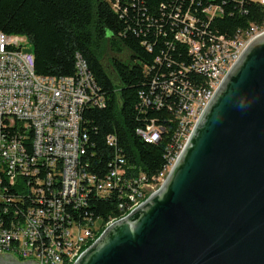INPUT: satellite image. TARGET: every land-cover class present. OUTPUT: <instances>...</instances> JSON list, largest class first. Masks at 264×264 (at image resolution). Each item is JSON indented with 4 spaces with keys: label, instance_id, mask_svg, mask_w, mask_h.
I'll list each match as a JSON object with an SVG mask.
<instances>
[{
    "label": "built area",
    "instance_id": "1",
    "mask_svg": "<svg viewBox=\"0 0 264 264\" xmlns=\"http://www.w3.org/2000/svg\"><path fill=\"white\" fill-rule=\"evenodd\" d=\"M254 1L264 5V0ZM205 13L213 19L222 9L210 7ZM190 30L176 39L187 44L191 69L204 81L168 84L180 100L175 111L178 131L167 165L152 179L144 173L134 175L120 153L104 176L88 170L83 112L87 106L104 105V98L80 55L75 77L41 76L33 53L23 51L28 38L0 31V254H12L22 262L75 264L109 227L162 187L211 98L245 47L264 33V24L232 39L214 35L195 40ZM163 131L152 121L137 134L155 144ZM107 143L117 147L114 136ZM114 195L121 198L119 216L106 220L82 213L92 196Z\"/></svg>",
    "mask_w": 264,
    "mask_h": 264
},
{
    "label": "trees",
    "instance_id": "2",
    "mask_svg": "<svg viewBox=\"0 0 264 264\" xmlns=\"http://www.w3.org/2000/svg\"><path fill=\"white\" fill-rule=\"evenodd\" d=\"M210 7L222 14L210 19ZM263 24L264 5L254 0H0V31L28 38L38 75L75 77L80 55L98 84L104 105L87 106L83 126L89 135L86 166L99 176L110 171L117 153L134 175L149 179L167 165L180 102L168 84L204 81L191 69L193 59L187 44L176 39L179 33L188 28L195 40L232 39ZM152 121L164 129L155 144L137 134ZM109 136L116 138V148L107 143ZM95 197L83 214L106 220L120 215V196Z\"/></svg>",
    "mask_w": 264,
    "mask_h": 264
},
{
    "label": "water",
    "instance_id": "3",
    "mask_svg": "<svg viewBox=\"0 0 264 264\" xmlns=\"http://www.w3.org/2000/svg\"><path fill=\"white\" fill-rule=\"evenodd\" d=\"M75 264H264V33L228 72L162 187Z\"/></svg>",
    "mask_w": 264,
    "mask_h": 264
},
{
    "label": "rangeland",
    "instance_id": "4",
    "mask_svg": "<svg viewBox=\"0 0 264 264\" xmlns=\"http://www.w3.org/2000/svg\"><path fill=\"white\" fill-rule=\"evenodd\" d=\"M23 51L24 53H32L33 52V48H32V44L30 42H28L27 44L24 45L23 47ZM109 57H110V52L106 51L105 54V58H104V63L108 66V61H109ZM109 72L112 75V78L114 79V81L116 82L117 79L114 75V73L111 71V69L109 68ZM169 173H167V175L165 176V178L168 176ZM160 188V187H159Z\"/></svg>",
    "mask_w": 264,
    "mask_h": 264
},
{
    "label": "flooded vegetation",
    "instance_id": "5",
    "mask_svg": "<svg viewBox=\"0 0 264 264\" xmlns=\"http://www.w3.org/2000/svg\"><path fill=\"white\" fill-rule=\"evenodd\" d=\"M0 257L6 259L5 256H0ZM18 261H19L20 263L37 264V263H34V262H22V261H20V260H18Z\"/></svg>",
    "mask_w": 264,
    "mask_h": 264
}]
</instances>
